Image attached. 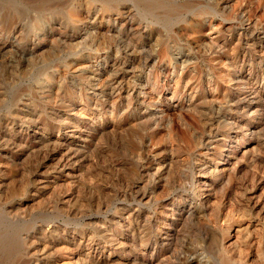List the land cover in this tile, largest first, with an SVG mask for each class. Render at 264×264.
Listing matches in <instances>:
<instances>
[{
  "label": "rangeland",
  "instance_id": "1",
  "mask_svg": "<svg viewBox=\"0 0 264 264\" xmlns=\"http://www.w3.org/2000/svg\"><path fill=\"white\" fill-rule=\"evenodd\" d=\"M262 78L264 0H0V264H264Z\"/></svg>",
  "mask_w": 264,
  "mask_h": 264
},
{
  "label": "bare ground",
  "instance_id": "2",
  "mask_svg": "<svg viewBox=\"0 0 264 264\" xmlns=\"http://www.w3.org/2000/svg\"><path fill=\"white\" fill-rule=\"evenodd\" d=\"M241 17H242V15H241ZM239 18H240V16H239ZM241 20V19H240ZM243 20V19H242ZM250 20V19H249ZM256 20V19H255ZM243 22H246L245 20H243ZM248 23V22H247ZM243 24V23H242ZM250 25V24H249ZM238 34H240V33H238ZM247 34V33H246ZM241 40V39H240ZM230 43V42H229ZM228 44V43H227ZM222 45H223V43H222ZM218 46V45H217ZM245 47V46H244ZM223 48H225V47H223ZM227 48V47H226ZM232 50V49H231ZM224 51H226L227 53H228V50H224ZM225 53V52H224ZM226 54V53H225ZM261 54V53H260ZM230 55V54H229ZM228 56V55H227ZM229 57V56H228ZM232 58V57H231ZM249 58V57H248ZM250 62V61H249ZM261 80V79H260ZM254 82V81H253ZM252 82V83H253ZM256 83H253L251 86H249L250 87V89H251V95H252V99H251V101L252 100H255V99H258V98H260V97H262V96H260L262 93H264V78H262V81H261V83L260 84H258L257 83V79H256V81H255ZM251 83V82H250ZM241 86V85H240ZM244 94H245V92H244ZM128 99V98H127ZM245 99V98H244ZM242 100H243V98H242ZM248 100V99H247ZM259 100V99H258ZM258 100H255V101H258ZM249 101V100H248ZM246 103V102H245ZM262 104V103H261ZM130 104L129 103H127L126 104V106H129ZM241 107V106H240ZM245 107H248L247 105L245 106ZM244 109V108H243ZM243 109H241L240 108V111L241 110H243ZM262 110V109H261ZM78 111V110H77ZM237 111V110H236ZM248 111V110H247ZM75 113V112H74ZM81 113H84V112H82V110L80 111H78L77 112V114H76V116H83V115H80ZM252 114H250L249 115V117H252V116H254V112H251ZM74 114V115H75ZM109 117V116H108ZM65 121V120H64ZM70 122V121H69ZM64 123V122H63ZM67 123V122H66ZM205 124H206V122H205ZM236 124V123H235ZM252 125V124H251ZM205 126V125H204ZM245 127V128H244ZM244 127L242 126V128H244V130H243V134H241V136H240V140L241 141H245L246 142V145L248 144L249 146L251 145V143H250V140H254V132L251 130V127L249 128V125L246 123L245 125H244ZM66 129V128H65ZM74 129V128H73ZM72 129V130H73ZM206 129H208V128H206ZM264 129V128H263ZM259 130V129H258ZM260 131V130H259ZM167 132H169V130L167 131ZM208 132H209V130H208ZM237 132V131H236ZM242 132V131H241ZM98 137H99V135H98ZM100 138H101V135H100ZM200 138V137H199ZM168 139V138H167ZM95 143V142H94ZM173 143H174V141H173ZM240 143V142H239ZM237 144V143H236ZM247 147V146H246ZM248 148V147H247ZM247 148H245V147H243V148H240V149H238V151L236 152L237 154H239V153H241V152H245L246 150H247ZM245 150V151H244ZM235 153V154H236ZM89 155V154H88ZM212 155V154H211ZM242 155V154H241ZM243 155H244V153H243ZM209 160H210V162H214L215 161V158H214V156H210L209 157ZM225 160V158H223V160L221 161V162H223ZM207 168V167H206ZM205 172H207L206 170H205ZM230 172V171H229ZM208 173V172H207ZM209 173L213 176V177H219V178H225L226 177V173H223V171H220V170H218L217 168H213L212 169V171H210L209 170ZM231 175H233V174H231ZM226 179V178H225ZM227 180V179H226ZM198 182V186H200L201 188L202 187H205L206 186V181H203V180H200L199 179V181H197ZM199 187V188H200ZM226 216H227V213H226ZM233 220H235L234 219V216H231V217H224V221H225V223H223V225H221L220 226V231L222 232V234L223 233H229L230 232V227H229V225L231 224V222L233 221ZM128 223V222H127ZM230 223V224H229ZM116 236V235H115ZM88 238V237H87ZM111 238V237H110ZM115 238V237H114ZM112 239V238H111ZM116 241L117 242V239H113V241ZM90 241V240H89ZM154 241V240H153ZM225 241H226V239L225 238H223L222 240H221V242H222V245L225 243ZM81 242V241H80ZM54 243V242H53ZM115 243V242H114ZM121 243V242H120ZM141 243V242H140ZM111 244H112V241H111ZM50 247V246H49ZM48 247V248H49ZM51 247H52V245H51ZM50 250V253H48V255H47V258L50 260V259H53L54 260V264H85L83 261H79V260H77V259H74V257L73 256H71L72 255V250L73 249H70V248H68V247H66V246H64V247H57V246H54V247H52V249L51 248H49ZM111 251V250H110ZM152 254L155 256V257H160L161 256V252L163 251L161 248H159V247H155V245H154V248H152ZM65 253H69V255L70 256H68V257H65L64 255H65ZM113 253H115V252H113ZM163 256V255H162ZM57 258V259H56ZM87 259V258H86ZM27 260V259H26ZM87 261V260H86ZM99 262V261H98ZM118 262V261H117ZM47 263V262H46ZM89 264V263H88Z\"/></svg>",
  "mask_w": 264,
  "mask_h": 264
}]
</instances>
